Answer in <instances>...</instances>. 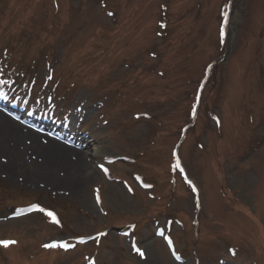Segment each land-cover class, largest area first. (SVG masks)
Here are the masks:
<instances>
[{
    "label": "rangeland",
    "instance_id": "1",
    "mask_svg": "<svg viewBox=\"0 0 264 264\" xmlns=\"http://www.w3.org/2000/svg\"><path fill=\"white\" fill-rule=\"evenodd\" d=\"M0 71V111L93 169L0 150V264H264V0H0Z\"/></svg>",
    "mask_w": 264,
    "mask_h": 264
},
{
    "label": "bare ground",
    "instance_id": "2",
    "mask_svg": "<svg viewBox=\"0 0 264 264\" xmlns=\"http://www.w3.org/2000/svg\"><path fill=\"white\" fill-rule=\"evenodd\" d=\"M44 128L51 129L52 127L46 125ZM53 129L54 128L51 130ZM68 131L69 130H65L66 136L69 135ZM42 136L45 135L25 129L18 122L0 111V150L3 153L10 154L14 152L22 158V154H25L26 150L27 152L28 150H32L48 159V161L56 168L61 167L65 170V178H60L58 175L55 177L44 175V177H51L52 181L58 180L69 182V184L74 186H81L85 183L93 171L91 164H89L84 157L83 153L85 152L78 150L75 147H70L62 141L52 137L46 136L47 140L42 141ZM75 137L76 140H79V137ZM65 139L67 138L65 137ZM20 148L22 150H20ZM60 152L66 155L74 154L77 158H74V161H70L67 158L62 161L58 156ZM11 163L13 166L18 163L19 165L17 166H22L23 164L21 161L15 162V160ZM35 168L36 167L29 169V171H33Z\"/></svg>",
    "mask_w": 264,
    "mask_h": 264
},
{
    "label": "snow or ice",
    "instance_id": "3",
    "mask_svg": "<svg viewBox=\"0 0 264 264\" xmlns=\"http://www.w3.org/2000/svg\"><path fill=\"white\" fill-rule=\"evenodd\" d=\"M50 216L53 215V213H48ZM58 223V221H57ZM0 243L2 244H5V245H8V244H11V243H15V241H0ZM54 246H57L55 244H48V245H45V247H54ZM65 247H67V244L64 245ZM138 252H140L141 255H143V252L140 251V249H136Z\"/></svg>",
    "mask_w": 264,
    "mask_h": 264
},
{
    "label": "trees",
    "instance_id": "4",
    "mask_svg": "<svg viewBox=\"0 0 264 264\" xmlns=\"http://www.w3.org/2000/svg\"><path fill=\"white\" fill-rule=\"evenodd\" d=\"M212 73H213V70L211 69L209 77H211V76H212Z\"/></svg>",
    "mask_w": 264,
    "mask_h": 264
}]
</instances>
